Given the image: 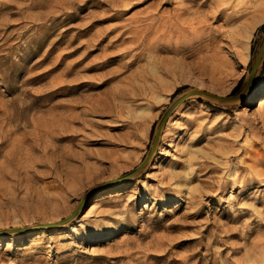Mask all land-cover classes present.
Listing matches in <instances>:
<instances>
[{
  "label": "rangeland",
  "instance_id": "obj_1",
  "mask_svg": "<svg viewBox=\"0 0 264 264\" xmlns=\"http://www.w3.org/2000/svg\"><path fill=\"white\" fill-rule=\"evenodd\" d=\"M202 1L0 0V264H264V57L157 136L264 39V0Z\"/></svg>",
  "mask_w": 264,
  "mask_h": 264
},
{
  "label": "bare ground",
  "instance_id": "obj_2",
  "mask_svg": "<svg viewBox=\"0 0 264 264\" xmlns=\"http://www.w3.org/2000/svg\"><path fill=\"white\" fill-rule=\"evenodd\" d=\"M207 0H203L201 4H205ZM230 0H217L216 1V7H217V10H216V14L214 15V19L218 20L220 18H222L223 16H225L227 13H226V10L225 8H228V6H232V4H230L229 2ZM235 1V0H234ZM235 3V2H234ZM227 5V6H225ZM237 5V4H236ZM240 6V5H239ZM236 7V6H235ZM238 8V6H237ZM236 9V8H235ZM245 9V8H244ZM230 11V10H229ZM259 14L254 16V20L249 23V25L244 29H240V30H237L236 33H234L235 35H237V39H238V45L240 46V59H244L245 56L247 55V50H248V45H247V42H248V39L250 38L249 37V34L251 32V29L257 25L263 18H264V1H262L261 3V6H260V10H259ZM238 15V13H237ZM248 16V15H247ZM246 16V17H247ZM204 17V16H203ZM240 18V17H239ZM253 18V17H252ZM203 19V18H202ZM201 20V18L199 19ZM203 21V20H202ZM206 21V20H205ZM204 21V22H205ZM251 21V20H250ZM201 22V21H200ZM191 24V23H190ZM244 27V25H243ZM200 28L202 30H206L207 28H209V26L206 24V23H202V25L200 26ZM183 33V31H182ZM186 33V32H185ZM184 34V33H183ZM182 34V35H183ZM251 35V34H250ZM187 37V36H186ZM182 38V37H181ZM203 42V40H202ZM201 42V44H202ZM216 44H218V41L216 39H213V40H208V41H205L204 42V45L203 47H199L198 50H195L194 54H197L198 51L199 52H205L204 54V59H212L210 61V66H208V70L211 72L213 78L217 77L218 75H221L220 71L221 68H223L222 66L219 67L220 64H218V62L216 61L217 58H220L219 56H221V54H219V51L214 49L216 46ZM128 53V52H127ZM219 55V56H218ZM221 60V59H220ZM136 61L133 60L132 62H130L129 64H127L128 66L129 65H132L134 64ZM222 62V61H221ZM204 62H201V64H203ZM207 64V63H206ZM223 64V63H222ZM208 65V64H207ZM220 73V74H219ZM109 80H111V78H108V79H105L104 83L105 82H108ZM251 90V91H250ZM250 92H248V95L246 96V101H245V104L246 105H251V104H254L258 98L264 94V81L262 79H256L253 87L250 88ZM131 95L133 94V91L130 92L128 91ZM117 126V125H115Z\"/></svg>",
  "mask_w": 264,
  "mask_h": 264
},
{
  "label": "water",
  "instance_id": "obj_3",
  "mask_svg": "<svg viewBox=\"0 0 264 264\" xmlns=\"http://www.w3.org/2000/svg\"><path fill=\"white\" fill-rule=\"evenodd\" d=\"M263 57H264V39H263V41L261 43V46L259 48V51H258L256 57H255L254 63L252 65V68H251V70H250V72H249V74L247 76L246 86H245V88H244V90L242 92H240L238 94H230V95H218V94H214L212 92L204 91V90H200V89H193V90H190V91L186 92L168 110V112H167L162 124L160 125V127L158 129L157 136H159L160 131H161L163 125L165 124L167 118L169 117V114L171 113V111L177 106V104H179L180 102H182L184 99L188 98L191 95L201 94L203 96H206V97L211 98V99L216 100V101H233V100H236L237 98H239L245 91H247L251 87V85H252V83H253V81H254L257 73H258V70H259V68L261 66ZM146 162H147V159L141 165H139L133 172L129 173L128 175L124 176L123 178L131 177L134 174H136L137 172H139L144 167ZM123 178H120V179H123ZM83 201L78 206V208L68 218H66V219H64V220H62L60 222H56V223L42 224L41 227H44V226H56V225H60V224H63V223H66V222L70 221L77 214V212L80 210Z\"/></svg>",
  "mask_w": 264,
  "mask_h": 264
},
{
  "label": "trees",
  "instance_id": "obj_4",
  "mask_svg": "<svg viewBox=\"0 0 264 264\" xmlns=\"http://www.w3.org/2000/svg\"><path fill=\"white\" fill-rule=\"evenodd\" d=\"M254 51H255V46L253 44V46H252V52H254ZM178 91H179V89L176 92H178Z\"/></svg>",
  "mask_w": 264,
  "mask_h": 264
}]
</instances>
